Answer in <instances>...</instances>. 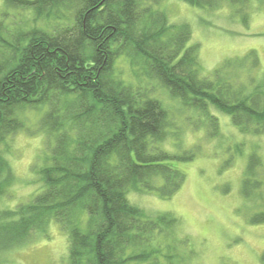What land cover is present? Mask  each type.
<instances>
[{"label": "trees", "instance_id": "trees-1", "mask_svg": "<svg viewBox=\"0 0 264 264\" xmlns=\"http://www.w3.org/2000/svg\"><path fill=\"white\" fill-rule=\"evenodd\" d=\"M165 0H4L0 14V197L12 184L2 148L15 134L36 132L49 148L41 188L27 202L0 211V264L5 252L55 221L69 243L65 264H193L196 251L171 213L149 217L131 191L175 195L199 146L173 154L182 129L155 86L197 114L195 129L221 134L211 110L230 115L244 134H264V76L255 50L204 74L188 22H173ZM236 8L247 24L251 0H183ZM243 12V14H241ZM151 85V86H150ZM192 117V116H191ZM34 127V126H33ZM240 154L242 148L236 145ZM233 158V157H232ZM264 162L248 154L245 198H264ZM5 173L7 179L1 178ZM7 192V191H6ZM259 202V200H256ZM263 202V201H261ZM264 221V212L255 216ZM264 257V255H263Z\"/></svg>", "mask_w": 264, "mask_h": 264}, {"label": "rangeland", "instance_id": "rangeland-1", "mask_svg": "<svg viewBox=\"0 0 264 264\" xmlns=\"http://www.w3.org/2000/svg\"><path fill=\"white\" fill-rule=\"evenodd\" d=\"M161 6L168 11L171 21L191 25L192 38L188 44H199L204 74L226 59L255 50L260 67L254 75L264 76V0H251L244 11L247 24L236 8L227 4L209 10L183 0H165ZM5 9L4 0H0V14ZM155 88L182 129L179 145L169 140L164 148L173 154L195 146L199 150L194 159L178 162L186 178L175 195L162 198L133 190L128 194L130 201L149 217L175 215L180 221L179 233L189 238L196 251L193 264H264V221L254 219L257 213L264 212V198L256 199L259 202L245 198L241 189L250 151L256 149L264 162V134H244L230 115L211 110L221 126L220 136L211 139L205 126L195 129L192 125L197 117L194 111L181 113L178 101L166 89L157 85ZM38 117L31 113L27 120L31 131L18 132L1 146L7 147L5 158L13 172V182L0 197V211L29 201L41 188L39 169L45 164L49 145L46 135L36 132ZM237 144L242 148L240 154L236 152ZM1 178L8 177L3 173ZM257 193L264 196V187ZM68 250L66 233L53 221L47 227V235L34 233L23 245L5 252L4 258L12 264H65Z\"/></svg>", "mask_w": 264, "mask_h": 264}]
</instances>
